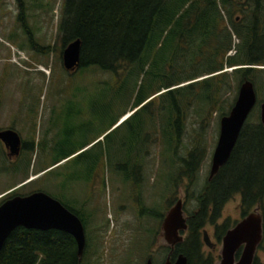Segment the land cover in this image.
I'll return each mask as SVG.
<instances>
[{"label":"trees","instance_id":"1","mask_svg":"<svg viewBox=\"0 0 264 264\" xmlns=\"http://www.w3.org/2000/svg\"><path fill=\"white\" fill-rule=\"evenodd\" d=\"M18 1L17 21L28 36V46L36 54L50 53V47L35 42ZM58 31L63 47L80 40L79 71L99 70L109 75L104 80L108 91H129L130 111L110 128L118 122L128 125L125 165L133 171L140 170L149 156L150 139L159 138L168 166L181 164L177 176L171 174L169 180L186 178L194 187L206 150L205 118L212 113L226 116L235 100L231 94L243 81L252 82L260 95L256 74L264 71L258 68L264 66V0H64ZM225 68L234 69L228 73ZM255 110L227 163L195 195L196 213L188 219L187 239L178 246L188 264L193 260L214 264L215 258L201 252V231L220 216L234 195L240 196L242 217L258 209L264 232V126L255 118ZM189 119L200 121L201 139L186 156H179ZM32 148L33 144L23 142L22 151ZM75 153H60L35 175ZM64 206L82 218L80 210ZM87 243L79 261L70 235L20 227L3 245L0 264H82L87 262L90 240Z\"/></svg>","mask_w":264,"mask_h":264},{"label":"rangeland","instance_id":"2","mask_svg":"<svg viewBox=\"0 0 264 264\" xmlns=\"http://www.w3.org/2000/svg\"><path fill=\"white\" fill-rule=\"evenodd\" d=\"M21 1L35 42L50 47V53L36 54L28 46V36L17 21L19 1L0 0V130H14L22 142L33 144L32 149L9 159L0 142V198L12 191L16 195L41 191L80 210L90 240L87 262L82 264H145L153 252L156 258L152 263L163 264L168 249L157 242L161 221L150 210L163 217L177 200L183 202L188 217L196 210L195 195L209 174L220 118L212 113L203 122L206 150L194 187L186 178L169 180L171 174L177 176L181 164L168 166L160 140L155 137L150 139V153L139 172L141 181L132 182V177L128 179L129 166L125 165L129 127L118 122L110 128L116 118L130 111L129 91H108L104 80L109 75L99 70L64 69V47L58 31L64 0ZM234 44H238L237 39ZM12 48L22 53L20 57ZM232 69L224 71L230 73ZM256 76L260 95L255 92L261 103L264 71ZM239 86L231 94L235 100ZM255 108L256 118L259 105ZM199 129L200 121L189 119L179 156H186L201 139ZM83 145L87 146L81 149ZM62 152L76 153L35 175L52 165ZM239 198L234 196L223 205L215 226L227 222L232 227L241 217ZM215 226L206 225L205 229L218 243L211 254L219 264L221 242L216 240ZM209 252L203 246V255ZM256 256L258 263L264 264V245Z\"/></svg>","mask_w":264,"mask_h":264},{"label":"water","instance_id":"3","mask_svg":"<svg viewBox=\"0 0 264 264\" xmlns=\"http://www.w3.org/2000/svg\"><path fill=\"white\" fill-rule=\"evenodd\" d=\"M63 67L68 72H74L80 64V40L68 43L62 51ZM255 88L252 82L243 81L236 100L229 113L219 120V134L211 157L209 179L223 167L238 140L248 116L257 105ZM259 119L264 126V102L259 104ZM0 142L4 145L9 159L17 158L21 152V137L11 129L0 130ZM27 230H56L70 235L77 247V258L81 261L86 244L82 221L70 209L50 195L36 191L27 195H14L0 204V252L10 234L16 228ZM163 232L174 237V243L182 242L177 232L186 230L183 218L182 201L168 211L162 224ZM263 236V220L258 209L245 216L222 238L219 264H253L256 258L257 246ZM203 241L208 246L209 236L203 232ZM243 246L238 260L235 255ZM146 264H151L150 260ZM163 264H188L187 257L179 254L175 262Z\"/></svg>","mask_w":264,"mask_h":264},{"label":"flooded vegetation","instance_id":"4","mask_svg":"<svg viewBox=\"0 0 264 264\" xmlns=\"http://www.w3.org/2000/svg\"><path fill=\"white\" fill-rule=\"evenodd\" d=\"M4 146V145H3ZM23 150V142L21 141V151ZM5 152H6V156H7V151L5 150ZM21 153V152H20ZM8 158V157H7ZM129 167L131 166V165H128ZM132 167V166H131ZM127 167L126 166H124V168L123 169H126ZM128 169V168H127ZM129 170H130V174H129V177H128V179H130L131 177H132V179H130L132 182H134V181H141V175H140V170H136V169H134V171L131 169V168H129ZM126 171V170H125ZM210 171V170H209ZM140 177V178H139ZM213 178V177H212ZM211 178V179H212ZM211 179H209V174H208V177H207V179H206V181H210ZM171 181H173V179H170ZM205 181V182H206ZM16 190V189H15ZM14 195H16L15 194V191H12V192H10V193H8L7 195H5V196H3V197H1L0 198V204L3 202V201H5L6 199H8V198H10V197H12V196H14ZM235 196V195H234ZM233 196V197H234ZM236 196H238V195H236ZM232 197V198H233ZM231 198V199H232ZM178 201V200H177ZM177 201L174 203V204H176L177 203ZM239 201H240V198H239ZM228 202V201H227ZM239 207H240V205H239ZM171 209V208H170ZM169 209V210H170ZM146 209H141V211H145ZM182 211H183V218L185 219V223H186V230H184V231H182V232H180V231H178L177 233L179 234V235H181V237H182V242H180V243H174V237H171V236H168V235H166L165 234V232H163V229H162V224H163V221H164V219H165V217H166V214L168 213H166L163 217H162V215H158L156 212H153L152 210H150V212L151 213H155L154 215L155 216H157L158 218L160 217V221H161V224H160V230H159V236H158V239H157V242H158V244H159V246L161 245V244H163V245H165L166 247H167V249H168V253H167V256H166V258H165V260H164V262H175L176 261V259H177V257H178V255L179 254H182V253H178V246L180 245V244H183L184 243V241H185V239H187V237H188V229H189V226H188V219H189V217L185 214V212H184V210H183V202H182ZM240 212H241V209H240ZM253 212V211H252ZM259 212V211H258ZM196 213V210L192 213V215H194ZM251 213V212H250ZM260 213V212H259ZM261 214V213H260ZM248 215V214H247ZM246 215V216H247ZM262 216V215H261ZM79 217V216H78ZM191 217V216H190ZM245 217V216H244ZM244 217H242V215H241V217L238 219V220H236L235 221V223H234V225L232 226V227H230L229 225H228V223L227 222H225L224 224H222L221 226H218V225H216L215 226V220L214 221H208L207 223H205V225L203 226V228L204 229H202V231H201V243H202V246H201V252H202V254H203V246H205V247H207L209 250H210V252H209V254L207 255V256H211V257H213V258H215L211 253L214 251V250H216L217 249V247H218V243L217 242H213L212 240H211V237L209 236V234H208V232L206 231V229H205V226L206 225H213V226H215V235H216V240L218 241V242H221V246H222V238L224 237V235L226 234V232L227 231H229L230 229H232L239 221H241ZM192 218H194V216H192ZM79 219L82 221V223H83V227H85V225H84V221L82 220V218L81 217H79ZM218 219V218H217ZM216 219V220H217ZM262 220H263V216H262ZM193 225H195V222H193ZM219 231H218V230ZM84 231H85V229H84ZM204 231H206V233H207V235L209 236V243L211 244V246H208L207 244H205V242L203 241V232ZM219 232L222 234V236H221V238H218V236H217V234H219ZM85 238H86V244H85V249H86V247H87V245H88V234L86 233V231H85ZM74 240V239H73ZM262 245H264V232H263V236H262V240H261V242H260V244L257 246V251H258V249L260 248V247H262ZM243 249V246H241V247H239V249H238V251H237V253H236V255H235V259L236 260H238V258H239V255H240V253H241V250ZM221 250V249H220ZM257 251H256V254H257ZM84 252H85V250H84ZM154 254H155V252H153L152 253V255H149V256H147V258H146V260H145V264H146V262L147 261H149L150 260V262H151V264H153L152 262H154V260H155V258L156 257H154ZM184 255V254H183ZM185 256V255H184ZM206 257V256H205ZM219 261H220V251H219ZM215 260H216V258H215ZM255 260L257 261L258 259H257V256H256V258H255ZM255 260H254V262H255ZM163 262V263H164ZM81 263V262H80ZM214 264H215V262H214ZM254 264V263H253Z\"/></svg>","mask_w":264,"mask_h":264},{"label":"built area","instance_id":"5","mask_svg":"<svg viewBox=\"0 0 264 264\" xmlns=\"http://www.w3.org/2000/svg\"><path fill=\"white\" fill-rule=\"evenodd\" d=\"M12 51L14 53H17V55L20 57V54H22L21 52L17 51L16 49L12 48ZM18 60V59H17ZM25 61H27V58H25ZM17 63V61H15ZM40 67V66H39ZM263 68V67H262ZM42 69V68H41Z\"/></svg>","mask_w":264,"mask_h":264},{"label":"bare ground","instance_id":"6","mask_svg":"<svg viewBox=\"0 0 264 264\" xmlns=\"http://www.w3.org/2000/svg\"><path fill=\"white\" fill-rule=\"evenodd\" d=\"M127 116V115H126ZM126 116L125 117H123L120 121H122V120H124L125 118H126Z\"/></svg>","mask_w":264,"mask_h":264}]
</instances>
